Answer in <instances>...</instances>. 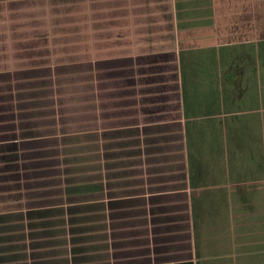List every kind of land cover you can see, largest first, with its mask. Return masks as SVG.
Instances as JSON below:
<instances>
[{
	"label": "crops",
	"instance_id": "1",
	"mask_svg": "<svg viewBox=\"0 0 264 264\" xmlns=\"http://www.w3.org/2000/svg\"><path fill=\"white\" fill-rule=\"evenodd\" d=\"M257 1L249 0L248 31H264L258 25L264 19V0L260 8ZM69 3L73 31L88 32L90 53L74 59L73 66L89 72L120 67L118 76L110 77L111 88L102 78L97 95L90 81L95 95L91 104L95 99L100 104L90 108L89 128L82 131L89 138L87 177L78 179L65 171L66 136L81 132L32 133V127L26 132L29 125H24L20 135L0 139V197L5 196L7 211L87 203L102 236L96 241L98 248L90 240V253L99 254L91 258L99 264H264V159L254 161L245 183H230L221 177V161L193 162L188 157L181 82L184 55L174 35L162 33L169 41L160 47L157 36L134 31V19H129V6L139 9L138 4L147 0H0V20L14 19L18 4L19 18L34 19L41 13L35 8L27 14L29 4L44 5L42 13L51 18L49 5ZM106 4L126 10L120 14L124 25L114 36L123 49L118 55H93L94 44L107 42H97L95 36L113 31L111 14L96 8ZM98 20L104 22L99 27L94 24ZM135 21L141 26L138 17ZM250 44V61L254 56L264 59L262 50ZM131 45L138 50L130 52ZM108 114L111 119L115 115L112 123ZM34 161L46 168L24 169ZM6 164L10 170H1Z\"/></svg>",
	"mask_w": 264,
	"mask_h": 264
},
{
	"label": "rangeland",
	"instance_id": "2",
	"mask_svg": "<svg viewBox=\"0 0 264 264\" xmlns=\"http://www.w3.org/2000/svg\"><path fill=\"white\" fill-rule=\"evenodd\" d=\"M168 1L147 0L146 4H138L139 9L137 5L129 6V19L135 22L133 30L150 31L158 37L160 47L166 46L170 34L174 35L185 58L190 103L193 84L200 102L197 108L200 138L191 133L193 155L196 159L201 151L200 159L211 161L216 157L213 161L222 162L221 177L225 181L245 183L254 161L264 159V68H261L264 59L255 60L254 56L250 61L248 57L250 43L256 44L264 54V31H248L249 0H170L169 4ZM257 4L260 8V0ZM21 6H14V19L0 20V139L20 135L24 125H29L26 132L32 127V133L81 132L66 136L65 171L78 175V179L87 177L89 138L82 131L89 128L90 108L100 104L96 99L91 104L90 81H93V93L100 94L96 87L102 86V78H106L105 86L111 88L107 83L112 80L110 77L118 76L120 67H95L89 72L88 68L73 66L74 59H85L88 55L89 44L88 32L73 31L72 4L49 5L48 15H54L51 18L42 13L44 5L29 4L25 7L27 14L35 8L41 13L35 14L41 18L34 19L19 18ZM60 6L62 12L58 13ZM96 8L98 11L105 8L111 14L113 31L100 34L96 31L97 42H107L94 44L92 54L118 55L123 48L114 36L120 33L121 24L124 25L125 19L120 14L126 10L115 4L96 5ZM136 17L141 22L139 27ZM95 23L99 27L104 22ZM258 25L264 28L263 18L258 20ZM162 33H169V37ZM128 50L138 49L131 45ZM230 67L235 85L238 83L236 88L233 85L227 88L224 83ZM218 68L222 74L218 79L221 123L214 127L208 117V99L211 98V74ZM109 101L112 107L114 102ZM108 116L112 123L115 115L112 119ZM33 166L32 171L46 168V164L36 161ZM208 167L212 170L213 165ZM207 172L212 171L207 169ZM4 197H0V264H99L91 258L99 254L90 253V240L98 248L96 241L98 244L102 236L87 203L8 212Z\"/></svg>",
	"mask_w": 264,
	"mask_h": 264
},
{
	"label": "trees",
	"instance_id": "3",
	"mask_svg": "<svg viewBox=\"0 0 264 264\" xmlns=\"http://www.w3.org/2000/svg\"><path fill=\"white\" fill-rule=\"evenodd\" d=\"M218 68L217 70L213 69L214 72L211 74V98L208 99V105H209V118H210V125H213L214 127L216 125H219V123H221V119L219 117L220 115V105L222 104V100L220 98L221 96V89H220V84H218V79H221V72H219ZM210 71V70H208ZM217 73V75H215ZM225 74H227L228 76L226 77V82L225 85L228 87L231 85H233L232 88H236V85H238V83L236 82L235 85V80L232 78L234 72L232 71L231 67H230V71H227ZM248 80V79H247ZM181 82H182V98H183V109H184V120H185V129H186V145H187V152H188V157H190L192 159L193 162H197V161H201L200 160V153H198V156H196V160L194 155H193V149L191 146V133L192 131L195 132L197 138L199 136L200 138V134H199V117H198V107H199V99L197 97V92H195V87L193 84V89H192V100L190 103L189 100V94H188V90H187V83H186V73H185V69H184V65L182 63L181 66ZM227 87V88H228ZM233 90V89H231ZM224 94H225V90H224ZM199 134V135H198ZM215 156V155H212ZM216 158V157H213ZM33 164V163H32ZM32 164H30L31 166L29 167H24V169L26 170L27 168H34V166L32 167ZM10 164H6L4 165V167L1 170H5V168L7 170H10ZM201 164H198V167H200ZM197 246V244H196ZM197 248V247H196Z\"/></svg>",
	"mask_w": 264,
	"mask_h": 264
}]
</instances>
